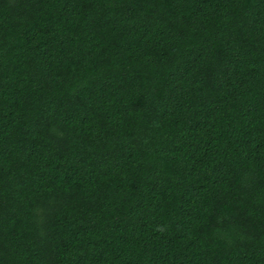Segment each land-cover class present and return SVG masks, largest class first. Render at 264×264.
I'll list each match as a JSON object with an SVG mask.
<instances>
[{
  "label": "trees",
  "instance_id": "obj_1",
  "mask_svg": "<svg viewBox=\"0 0 264 264\" xmlns=\"http://www.w3.org/2000/svg\"><path fill=\"white\" fill-rule=\"evenodd\" d=\"M0 264H264V0H0Z\"/></svg>",
  "mask_w": 264,
  "mask_h": 264
},
{
  "label": "clouds",
  "instance_id": "obj_2",
  "mask_svg": "<svg viewBox=\"0 0 264 264\" xmlns=\"http://www.w3.org/2000/svg\"><path fill=\"white\" fill-rule=\"evenodd\" d=\"M159 230V229H158Z\"/></svg>",
  "mask_w": 264,
  "mask_h": 264
}]
</instances>
